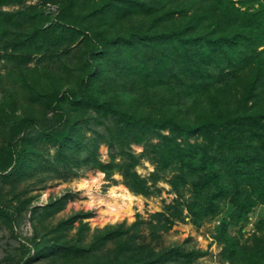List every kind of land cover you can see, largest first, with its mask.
<instances>
[{
	"label": "trees",
	"instance_id": "trees-1",
	"mask_svg": "<svg viewBox=\"0 0 264 264\" xmlns=\"http://www.w3.org/2000/svg\"><path fill=\"white\" fill-rule=\"evenodd\" d=\"M23 1L0 0V26L21 18L34 25L7 42L15 47L36 38L77 41L79 74L64 88L51 74H40L43 78H36L45 84L39 89L28 80L32 75H22L29 110L40 103V114H16V102L0 101V126H5L0 174L27 172L29 155L41 152L39 143L55 145L57 155L69 151L68 165L82 152L83 165L105 176L119 172L129 189L144 195L173 171L168 181L177 197L150 215L152 237L186 216L197 224L215 218L227 204L232 206L228 222L240 231L255 207L264 204V0L251 10L236 0H41L54 4L55 11L37 5L2 9ZM112 73L120 79L119 89L133 96L123 99L116 87L104 88L102 81ZM48 110L54 117L36 128ZM91 119L101 130L89 126ZM84 127L96 137L84 141ZM98 138L116 150L107 161L93 148ZM131 143L142 144L154 163L147 178L135 170L139 160ZM20 194L0 193V219L12 230L30 204ZM58 202L40 211L37 205L28 208L33 231L10 264L36 257L46 264H192L203 254L181 245L139 243L140 219L96 230L86 244L82 219L88 212H74L50 229L36 225ZM76 220L79 226L71 234ZM256 230L249 242L240 243L221 224L215 237L229 264H264V219Z\"/></svg>",
	"mask_w": 264,
	"mask_h": 264
},
{
	"label": "rangeland",
	"instance_id": "rangeland-1",
	"mask_svg": "<svg viewBox=\"0 0 264 264\" xmlns=\"http://www.w3.org/2000/svg\"><path fill=\"white\" fill-rule=\"evenodd\" d=\"M29 5H37L47 12H54L56 9L54 4L46 2L43 5L41 0H24L20 4L3 6L2 9L15 12L24 10ZM236 5L242 9L251 10L259 6V0H236ZM33 27L34 25L23 21L22 18L19 22H4L0 26V101L10 102L13 104L12 106L16 102V114H25L30 111V113L40 114L43 109L40 103H34L32 110H29V105H27L30 101L28 97L29 88L24 82L23 74L32 75L28 80L37 83V89L45 84L44 80L36 78V76L43 78V75L40 76V74H51L54 79L61 81V88L73 85L77 74H79L77 41L60 40L51 43L36 38L30 39L24 44H17L15 47L7 42L11 35L28 34L33 30ZM36 79L41 81H36ZM114 81L118 83H114ZM102 82H104V88L110 87L107 90L116 87V92L123 99H129L133 96V92L130 94L128 91L119 89L120 79L115 78L114 73L109 75L108 80ZM52 116L54 117L51 110L45 112L40 119L36 120V128L50 123ZM92 122L93 120L89 122V126L101 130L100 125L92 124ZM4 129L5 126H0V131ZM83 129L84 141L96 137L92 129L88 127ZM1 138L2 136H0ZM94 141L93 148L98 153L99 158L102 161L109 160V155L111 152L116 151L115 148L113 146L109 148V145L103 139L98 138ZM151 141L155 143L157 138H152ZM130 147L139 160L135 170L141 176L147 178L155 169L154 163L144 152L142 144L131 143ZM38 148L41 151L40 153L28 157L29 168L27 172L16 175L0 174V193L21 192V200L28 198L30 200V204L27 205L28 208L34 205L40 207L52 205V202L59 200L52 213L42 214L40 221L36 224L42 225L45 229H50L57 220L68 218L74 212H88L90 215L82 219L87 225V230L85 229L81 238V241L85 244L96 230H102L108 225H116L121 222H124L126 226L132 225L140 219L142 224L138 228L139 238L137 241L139 243H150V245H155L157 248H160V246L181 245L185 249L202 251L203 254L198 256L192 264H229V261L222 256V243H219L215 237L219 234L221 224L226 223L227 232L237 237L242 243L244 241L249 242V236L253 232L259 233L256 230V223L258 220L264 219V204H259L248 215L239 231L238 226L228 222L232 206L227 204L215 218L204 219L197 224L192 222L189 216H186L183 221H176L168 230L159 231V237H152L147 227L150 215L162 211L165 204L171 203L177 197L168 181L173 171L158 179L150 187L153 192L144 195L129 189L124 184L123 177L119 172L105 176L98 169L83 165L82 158L86 154L82 152H80L81 155L76 156L75 161H72L73 164L68 165L66 162L69 151L57 155L55 145L42 143H39ZM119 157L117 156V159ZM112 187H125L134 196V199L128 205L129 210L120 214L118 218H114L107 212L108 202L111 201L108 193ZM187 196L188 192L184 197L187 198ZM13 204H17L16 200L13 201ZM28 208L21 209L13 230L4 223L2 218L0 219V264L13 263L19 253L20 242L25 241L26 236L32 234L33 223L27 220ZM42 209L43 207L39 211ZM182 213H186L185 209ZM78 226V221H73L70 233H76ZM46 261V259L36 257L29 259L27 264H46ZM167 263L171 264V261Z\"/></svg>",
	"mask_w": 264,
	"mask_h": 264
},
{
	"label": "bare ground",
	"instance_id": "bare-ground-1",
	"mask_svg": "<svg viewBox=\"0 0 264 264\" xmlns=\"http://www.w3.org/2000/svg\"><path fill=\"white\" fill-rule=\"evenodd\" d=\"M110 202H108L107 212L114 218H118L123 212H127L128 205L134 196L125 187H112L108 193ZM108 198V199H109Z\"/></svg>",
	"mask_w": 264,
	"mask_h": 264
}]
</instances>
